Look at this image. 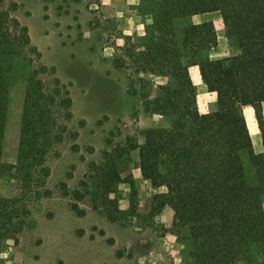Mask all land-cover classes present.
<instances>
[{
  "label": "rangeland",
  "instance_id": "obj_1",
  "mask_svg": "<svg viewBox=\"0 0 264 264\" xmlns=\"http://www.w3.org/2000/svg\"><path fill=\"white\" fill-rule=\"evenodd\" d=\"M6 8L28 27L36 51L17 55L9 75L2 160L13 175H0V215L8 206L11 220H2L0 264H192L196 245L174 229V209L161 205L167 188L143 176L139 149H129L130 139L144 143L145 131L172 127L170 117L146 112L141 97V76L154 89L169 78L138 73L127 53L147 49L148 7L140 0H7ZM207 20L218 33L209 56L237 52L219 12L176 27ZM196 88L200 112L214 110L216 97ZM28 106L43 107L35 121L48 133L31 152L38 160L26 185L18 157L29 137L22 134Z\"/></svg>",
  "mask_w": 264,
  "mask_h": 264
},
{
  "label": "trees",
  "instance_id": "obj_2",
  "mask_svg": "<svg viewBox=\"0 0 264 264\" xmlns=\"http://www.w3.org/2000/svg\"><path fill=\"white\" fill-rule=\"evenodd\" d=\"M140 1L153 16L147 49L127 53L138 73L169 78L154 89L141 76V97L146 112L170 117L172 127L145 131L144 143L130 139L129 149H139L143 176L167 188L160 194L161 205L174 209V229L185 231L196 245L192 264H264V150L255 152L243 110L248 105L255 109L264 144V0ZM6 2L0 0L1 176L13 175L12 166L2 160L11 64L17 55L36 51L28 27L12 16ZM211 12L220 13L237 52L209 56L218 45L212 20L176 27L179 19ZM192 66L199 67L208 91L217 94L211 112L199 110ZM36 118H44L43 107L28 106L22 134L29 137L18 157L26 185L38 160L31 152L40 151L48 133L38 128ZM119 151L110 155L116 158ZM2 206L0 236L3 221L11 220L8 206Z\"/></svg>",
  "mask_w": 264,
  "mask_h": 264
},
{
  "label": "crops",
  "instance_id": "obj_3",
  "mask_svg": "<svg viewBox=\"0 0 264 264\" xmlns=\"http://www.w3.org/2000/svg\"><path fill=\"white\" fill-rule=\"evenodd\" d=\"M190 75L195 85L202 86L203 89H206L208 91L207 86L204 84L202 80L198 66L190 67ZM209 93L213 97H216L217 99V94L215 92H209ZM263 109H264V102H263ZM243 110H244V115H245V118L248 124L251 138L253 139H255V137L258 138V142L253 143L254 149L258 152H261L262 149L264 148V144H263L262 134H261V131L259 129L258 122L256 119L255 109L252 106L248 105V106H245ZM252 141L254 142V140Z\"/></svg>",
  "mask_w": 264,
  "mask_h": 264
}]
</instances>
